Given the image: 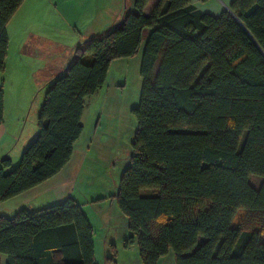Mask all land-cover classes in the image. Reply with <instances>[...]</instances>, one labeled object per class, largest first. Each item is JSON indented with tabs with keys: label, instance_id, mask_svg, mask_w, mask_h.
Masks as SVG:
<instances>
[{
	"label": "trees",
	"instance_id": "obj_1",
	"mask_svg": "<svg viewBox=\"0 0 264 264\" xmlns=\"http://www.w3.org/2000/svg\"><path fill=\"white\" fill-rule=\"evenodd\" d=\"M22 1L0 0V71L5 26ZM147 2L133 0L105 34L80 42L45 83L33 140L15 167L0 158V202L64 166L85 97L144 39L136 128L115 193L123 246L135 242L141 264L170 249L174 264H264V0H232L216 16L188 0H156L145 13ZM2 114L0 89V123ZM249 175L262 178L257 189ZM247 217L257 226L245 227ZM1 255L3 264H96L92 228L71 197L0 216V264Z\"/></svg>",
	"mask_w": 264,
	"mask_h": 264
},
{
	"label": "rangeland",
	"instance_id": "obj_2",
	"mask_svg": "<svg viewBox=\"0 0 264 264\" xmlns=\"http://www.w3.org/2000/svg\"><path fill=\"white\" fill-rule=\"evenodd\" d=\"M41 1L40 6L45 16L47 14L45 21L48 19L50 27L48 34L62 40V47L68 50L78 35L84 38L87 32L101 28L110 17L116 18L123 11L134 10L133 0ZM147 30L144 29L143 38ZM143 42L144 39L135 56L112 62L101 90L87 108L82 138L75 147L76 158L71 163L73 174L64 180L56 195L58 197L52 201L56 203L71 197L79 204L92 228L96 264H141L137 244L123 246L129 232L126 217L117 207L115 193L120 174L131 154V141L136 128V120L130 110L138 102L141 82L138 68ZM48 56H53L51 49ZM43 84L37 85L34 95L24 107L18 141L10 156L19 150L21 154L36 135V117L45 90ZM18 159H14L10 168L16 166ZM248 182L257 189L262 178L249 175ZM142 190L140 192L145 195L153 193L152 190ZM256 222L247 217L243 225L256 227ZM155 264H174L173 251L170 249L160 256Z\"/></svg>",
	"mask_w": 264,
	"mask_h": 264
},
{
	"label": "crops",
	"instance_id": "obj_3",
	"mask_svg": "<svg viewBox=\"0 0 264 264\" xmlns=\"http://www.w3.org/2000/svg\"><path fill=\"white\" fill-rule=\"evenodd\" d=\"M155 1L148 0L144 8L145 13L151 10ZM231 1L188 0L196 10L213 16L220 14L223 10H228ZM41 2V0H23L5 26L8 44L4 68L0 71L3 108L2 121L0 123V158L8 156L11 165L20 154L19 150L15 151L16 154L14 156H10L11 153H14L13 148L18 141V129L24 107L31 98L34 89L41 82H44L43 85H45L48 80L62 71L72 59L74 49L80 42L105 34L117 23L122 15L121 13L116 18L110 17L107 22L101 25V28H98L95 32H87L84 38H80V35H78V38L74 40L70 50H68L66 47H62V40H57L48 34L50 27L48 19L45 21L47 14L45 16L44 9L40 6ZM16 45L17 47H15ZM50 49L53 53L51 58L48 56ZM118 59L110 62L107 74L112 62ZM99 90L84 99L85 105L80 118L82 130L72 145V152L68 161L56 174L48 179L0 202V216L11 217L20 208L39 209L45 207L43 205H48L55 201L60 187H63L64 180L70 178L73 174V165L71 163L76 158L75 147L82 138L84 124L87 119V108L95 100ZM30 137L31 134L26 143ZM4 260L5 256L1 255V264L4 263Z\"/></svg>",
	"mask_w": 264,
	"mask_h": 264
}]
</instances>
